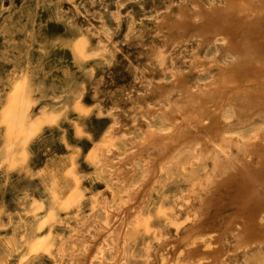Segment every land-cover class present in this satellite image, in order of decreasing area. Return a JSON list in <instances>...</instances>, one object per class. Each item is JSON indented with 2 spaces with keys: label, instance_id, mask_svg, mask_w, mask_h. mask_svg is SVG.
Returning <instances> with one entry per match:
<instances>
[{
  "label": "rangeland",
  "instance_id": "1",
  "mask_svg": "<svg viewBox=\"0 0 264 264\" xmlns=\"http://www.w3.org/2000/svg\"><path fill=\"white\" fill-rule=\"evenodd\" d=\"M196 1L216 3L0 0V264H190L183 251L219 247L210 236L238 210L218 190L203 222L197 202L223 156L215 165L182 149L149 180L147 153L133 145L148 129L170 130L160 90L209 84L212 60L237 61L220 44H181L167 26ZM220 111L231 136L264 133L261 121L241 127L244 116ZM241 251L227 264H264V249Z\"/></svg>",
  "mask_w": 264,
  "mask_h": 264
},
{
  "label": "bare ground",
  "instance_id": "2",
  "mask_svg": "<svg viewBox=\"0 0 264 264\" xmlns=\"http://www.w3.org/2000/svg\"><path fill=\"white\" fill-rule=\"evenodd\" d=\"M215 1L214 5H199L196 1V10L186 11V6H182L177 14L169 17L167 26L182 39L181 44L191 41L199 44V49L210 44H220L218 46H221L226 54L237 56V61L222 66L212 60L208 70H214L215 73L209 74V84L199 86L186 82V86L179 90L176 85H169V88L160 90L163 95L161 99L169 107L158 111H161L162 120L168 124L170 130L168 133H157L148 129L141 140L133 144L140 147L136 150L138 154L147 153V162H151V166L147 165L148 171L145 170L149 180L154 178L155 170L159 172V169L167 165L182 149L196 152L197 160L211 157L210 160L215 165L220 155L223 156L222 163H217L220 165V178L215 180V187L213 182L207 183L206 194L197 202L200 205L198 211L207 210V215L202 216L203 222L204 218L207 220L211 211L208 208L214 206L211 201L219 190V196L221 194L231 197L230 204L236 207L239 216L232 218L218 236H210L211 242L215 241L218 248L202 252L200 246H197L192 250L183 251L184 259L196 261L190 264H203V260L197 259L204 255H215L209 264H227L230 256L238 251L264 249V223H260L264 222V147L258 141L264 133H257L253 137L250 136L248 141H241L228 132L231 122L224 124L216 118L220 110L225 108L230 111L232 117L238 114L245 117L242 123L239 122L241 127L256 120L264 124V116H260L264 114L261 111V103H264V0ZM199 64L200 62L193 60L192 64L189 62L188 68L193 72ZM188 77L192 79L191 75ZM175 120L178 121V127L172 125ZM205 121L207 123L203 125ZM218 122L220 124L216 126ZM179 135L183 136L181 140ZM153 155L157 156L156 159ZM199 190L201 189L190 192L192 197L199 195ZM215 208L216 206L212 212L217 210ZM247 211L250 213L246 215ZM228 229H235L237 232H231L230 236ZM224 241L233 245L226 246L225 243L223 248ZM194 243L195 241L189 245Z\"/></svg>",
  "mask_w": 264,
  "mask_h": 264
}]
</instances>
